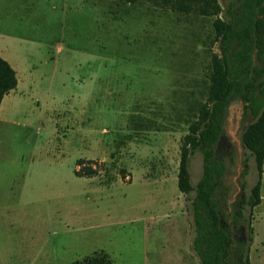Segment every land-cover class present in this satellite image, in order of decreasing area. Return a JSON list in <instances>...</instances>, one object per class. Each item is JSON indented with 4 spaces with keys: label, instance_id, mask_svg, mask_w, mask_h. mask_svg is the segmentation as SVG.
<instances>
[{
    "label": "rangeland",
    "instance_id": "obj_1",
    "mask_svg": "<svg viewBox=\"0 0 264 264\" xmlns=\"http://www.w3.org/2000/svg\"><path fill=\"white\" fill-rule=\"evenodd\" d=\"M214 19L152 0H0V52L20 79L0 107V264H92L98 251L111 264H200L178 172L220 52ZM252 121L230 105L229 211L258 180L242 141ZM190 172L196 186L199 151ZM253 227L250 260L264 264V202ZM235 229L248 242V223Z\"/></svg>",
    "mask_w": 264,
    "mask_h": 264
},
{
    "label": "trees",
    "instance_id": "obj_2",
    "mask_svg": "<svg viewBox=\"0 0 264 264\" xmlns=\"http://www.w3.org/2000/svg\"><path fill=\"white\" fill-rule=\"evenodd\" d=\"M117 1L136 3L138 0ZM152 1L181 14L195 12L215 18V42H219L220 52L212 53L208 97L184 138L178 188L190 203L187 211L192 215L194 232L191 249L199 263L252 264L254 209L262 202L264 174V0H230L224 8L219 0ZM17 86L15 69L0 55V107L5 96ZM237 100L245 104V110L253 118L243 132L242 141L254 157L258 180L250 196L229 211L231 186L225 181L229 168L224 156L223 131L228 109ZM197 151L203 155V174L194 186L190 161ZM229 160L233 162L232 157ZM81 163L79 160L77 164ZM96 173V169L87 168V174ZM76 175L82 176L80 171ZM246 206L250 207L248 215ZM245 222L250 232L248 242L234 235L235 227ZM85 259L92 264L105 259V264H111L109 255L103 251Z\"/></svg>",
    "mask_w": 264,
    "mask_h": 264
},
{
    "label": "crops",
    "instance_id": "obj_3",
    "mask_svg": "<svg viewBox=\"0 0 264 264\" xmlns=\"http://www.w3.org/2000/svg\"><path fill=\"white\" fill-rule=\"evenodd\" d=\"M3 35H12V36H14V39L16 40V39H20V40H24V39H22V38H19L17 35H13V34H9V33H4ZM0 55L4 58V59H6L10 64H11V66L13 67V63H12V59H11V56L8 54V53H3V51L2 52H0ZM14 69H15V67H13ZM15 71H16V73H17V70L15 69ZM17 77H18V73H17ZM19 83H20V79H19V77H18V86H19ZM17 86V87H18ZM7 96V95H6ZM6 96H5V98H6ZM5 98L3 99V102H4V100H5ZM2 102V103H3ZM263 182V181H262ZM264 202V195H262V202H261V204L260 205H262V203ZM259 205V206H260ZM176 214L178 215V216H180V217H182V219H185L186 220V215L185 214H183V213H180L179 214V212L177 213L176 212ZM253 221H254V219H253ZM188 227H189V230H192L193 231V229H192V226H191V223H189L188 222ZM255 230V229H254ZM190 235L191 234H189V238H190ZM193 236H194V232H193ZM192 240H193V237H192ZM256 242V239H255V236H254V241H253V243L252 244H254ZM191 243H192V241H191ZM191 243H190V241H189V246L191 245ZM252 246V245H251ZM99 252V251H98ZM103 252H105V251H103ZM96 253V252H95ZM94 253V254H95ZM106 253V252H105ZM93 255V254H92Z\"/></svg>",
    "mask_w": 264,
    "mask_h": 264
},
{
    "label": "flooded vegetation",
    "instance_id": "obj_4",
    "mask_svg": "<svg viewBox=\"0 0 264 264\" xmlns=\"http://www.w3.org/2000/svg\"><path fill=\"white\" fill-rule=\"evenodd\" d=\"M234 235H235V237L238 238V239L242 238V237H241V234H238L237 231H236V229H234ZM239 235H240V237H239Z\"/></svg>",
    "mask_w": 264,
    "mask_h": 264
}]
</instances>
